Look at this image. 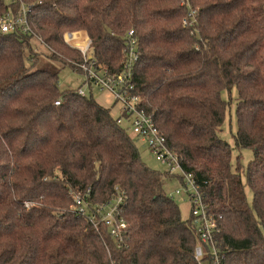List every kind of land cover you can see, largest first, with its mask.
Listing matches in <instances>:
<instances>
[{
	"label": "trees",
	"instance_id": "obj_1",
	"mask_svg": "<svg viewBox=\"0 0 264 264\" xmlns=\"http://www.w3.org/2000/svg\"><path fill=\"white\" fill-rule=\"evenodd\" d=\"M23 7L25 24L0 32V264H212L164 191L182 177L147 167L109 109L59 87L63 68L83 74L64 35L83 33L116 76L129 32L141 109L216 224L218 263L264 264V0H0V22ZM116 197L121 241L96 213Z\"/></svg>",
	"mask_w": 264,
	"mask_h": 264
},
{
	"label": "built area",
	"instance_id": "obj_2",
	"mask_svg": "<svg viewBox=\"0 0 264 264\" xmlns=\"http://www.w3.org/2000/svg\"><path fill=\"white\" fill-rule=\"evenodd\" d=\"M24 7L16 14L6 15L0 22V32L9 33L25 24ZM123 54L126 57L123 70L116 76H110L104 69H97L95 62L87 56L89 51V40L79 39L71 34L67 35L68 41L74 42V46H81L80 53L83 57V63L79 66L84 75V82L94 85L100 89H106L111 92L121 106V118L127 119L130 123L131 133L140 139L155 159L166 166L168 174L179 175L182 177L183 184L191 185L193 192L189 194L191 204L190 217L195 233L198 237L199 244L194 249L196 260L204 256L205 251L211 255L212 264H219L217 261V252L214 242L216 233V224L208 215L202 197L194 186L190 175L185 174L178 164V159L166 146L165 139L153 124L152 120L146 116L141 109V96L131 83V65L136 59L135 46L136 42L132 38V32L128 33ZM66 40V39H65ZM79 95H83L81 90ZM57 105L58 103L55 102ZM119 118L117 124H121ZM179 191H176L178 194ZM114 200V201H113ZM121 197L112 198L106 205L97 208L96 213L101 216V222L107 226L110 235L121 241V232L125 229V224L120 216L119 204Z\"/></svg>",
	"mask_w": 264,
	"mask_h": 264
},
{
	"label": "rangeland",
	"instance_id": "obj_3",
	"mask_svg": "<svg viewBox=\"0 0 264 264\" xmlns=\"http://www.w3.org/2000/svg\"><path fill=\"white\" fill-rule=\"evenodd\" d=\"M4 3H8L9 0H3ZM73 37L74 35L76 38L79 39H85V35L83 33H70ZM67 35H64V40L66 43L70 44L72 47L74 46V42L68 41ZM75 47V46H74ZM77 49L81 50L82 47L79 46ZM87 56H90V51L87 53ZM83 58V57H82ZM58 83L60 89H82L85 96H91L92 99L101 105L104 108L109 109L110 115L117 119L119 118L121 121V125L123 127L127 128L128 135L132 138L136 148L138 149L139 156L141 161L150 169L164 172L166 171V166L160 162H158L155 157L149 152V150L146 148L144 143L135 137L131 133V127L130 123L127 119L121 118V106L119 102L116 100L115 96L107 91L106 89H100L97 86H94L93 84L88 86L84 83V75L74 72L70 70L69 68H63L59 74H58ZM224 96L225 93H224ZM235 94L232 96V101L230 102V111L226 115L225 122L222 126V138L229 144L232 143L231 140V134L235 131V121L233 120V108H234V99ZM236 157H238V161L241 166L246 167L249 161L252 158V152L249 149H243L239 151H233L232 152V159L233 163H236ZM185 181H183L184 183ZM164 191L168 197H170L174 203L177 205L179 209V213L182 220H188L190 217V200H189V194L193 192V189L191 185L186 184L183 185L178 179H171L169 182L166 183L164 187ZM176 191H179L178 194H176ZM246 195L249 204H251V195L249 194V191L246 189ZM114 201V200H113ZM28 206V205H27Z\"/></svg>",
	"mask_w": 264,
	"mask_h": 264
}]
</instances>
